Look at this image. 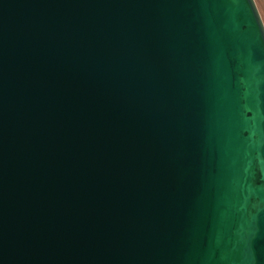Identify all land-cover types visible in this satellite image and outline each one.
Segmentation results:
<instances>
[{
    "label": "water",
    "instance_id": "water-1",
    "mask_svg": "<svg viewBox=\"0 0 264 264\" xmlns=\"http://www.w3.org/2000/svg\"><path fill=\"white\" fill-rule=\"evenodd\" d=\"M0 264H264L255 0H0Z\"/></svg>",
    "mask_w": 264,
    "mask_h": 264
},
{
    "label": "rangeland",
    "instance_id": "rangeland-1",
    "mask_svg": "<svg viewBox=\"0 0 264 264\" xmlns=\"http://www.w3.org/2000/svg\"><path fill=\"white\" fill-rule=\"evenodd\" d=\"M259 8H260V12L264 18V0H256Z\"/></svg>",
    "mask_w": 264,
    "mask_h": 264
},
{
    "label": "flooded vegetation",
    "instance_id": "flooded-vegetation-1",
    "mask_svg": "<svg viewBox=\"0 0 264 264\" xmlns=\"http://www.w3.org/2000/svg\"><path fill=\"white\" fill-rule=\"evenodd\" d=\"M255 1H256V0H255ZM256 4H257V2H256ZM257 7H258V9H259V12H260V8H259L258 4H257ZM260 14H261V12H260ZM261 17H262V19H263V22H264V18H263V16H262V14H261Z\"/></svg>",
    "mask_w": 264,
    "mask_h": 264
}]
</instances>
